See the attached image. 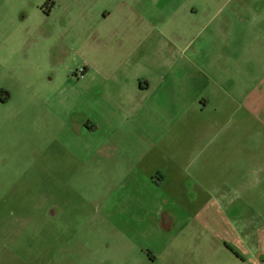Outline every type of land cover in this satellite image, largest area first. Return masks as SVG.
Returning <instances> with one entry per match:
<instances>
[{
  "label": "rangeland",
  "instance_id": "obj_1",
  "mask_svg": "<svg viewBox=\"0 0 264 264\" xmlns=\"http://www.w3.org/2000/svg\"><path fill=\"white\" fill-rule=\"evenodd\" d=\"M43 1L0 0V30L10 29L21 36L22 30H28V20L18 22L9 16L19 10L30 14ZM122 1L152 9L163 22V33L192 38L191 49L204 48L205 53L213 47L222 49L227 53L223 64L233 59L231 42L237 50L232 63L239 87L258 81L262 90L264 0L86 2L96 12H113ZM166 1L172 3L162 5ZM234 31L240 37L230 41L229 33ZM253 31L262 34L245 35ZM23 42L24 38L12 36L11 61L0 65V89L5 91L0 96V264H264V122L260 117L253 123V150L238 152L239 159L248 154L247 165L235 172L229 166L218 168L216 178L204 182L202 188L190 177L184 186L187 198H154L150 200L154 208L144 210L140 203L145 200L126 198L120 191L118 166L104 163L108 152H95L82 166L71 161L68 145L75 142L70 128L74 115L54 112L56 102L43 103L34 97L47 73L24 63L21 57L29 47ZM166 47L160 38L145 43L136 75L149 76L155 54L161 57L160 50ZM260 100L264 102V97ZM190 120L195 124L198 120V125L213 122L208 115ZM220 122L225 125L226 119ZM102 130L94 132V145L138 141L130 131L106 134ZM225 140L223 136L221 142ZM222 150L227 159L229 146ZM215 201L219 211L210 213L207 204ZM161 202L180 206V217L173 215V224Z\"/></svg>",
  "mask_w": 264,
  "mask_h": 264
},
{
  "label": "crops",
  "instance_id": "obj_2",
  "mask_svg": "<svg viewBox=\"0 0 264 264\" xmlns=\"http://www.w3.org/2000/svg\"><path fill=\"white\" fill-rule=\"evenodd\" d=\"M86 1H43L30 14L19 10L9 16L18 22L28 20V30H22L21 36L10 29L0 30V65L11 61L8 45L12 36L24 38L23 46L29 48L22 60L47 73L34 97L43 103L56 102L54 112L65 110L74 115L70 128L75 142L68 145L71 161L82 166L95 152H108L104 163L118 166L115 174L121 182L120 191L126 198L145 200L140 203L144 210L154 208L150 201L154 198H187L184 186L190 177L201 187L216 178V170L222 166L235 172L238 166L247 165L248 154L239 159L238 152L253 150L254 120L260 117L264 122V102L260 100L264 83L262 90H258V81L239 87L232 63L237 60V50L231 42L229 55L233 59L223 64L227 53L222 49L213 47L205 53L204 48L191 49L194 40L183 33L169 37L162 31L163 22L141 3L136 6L122 1L113 12H96ZM149 6L157 9L159 5ZM124 10H130V15L122 16ZM240 34L229 33L230 41ZM251 34L262 33H245ZM157 38L167 47L160 50L161 57L155 54L149 76L136 75L143 45ZM1 93L5 91L0 89ZM6 100L1 98L3 103ZM204 115L213 122L198 125V120L196 124L190 120ZM120 129L133 132L138 141L131 139L122 146L94 145V132L112 134ZM223 136L226 140L221 142ZM227 145L229 156L223 159L222 147ZM163 206L170 211L169 224H173L180 206ZM207 207L210 213L219 211L216 201Z\"/></svg>",
  "mask_w": 264,
  "mask_h": 264
}]
</instances>
